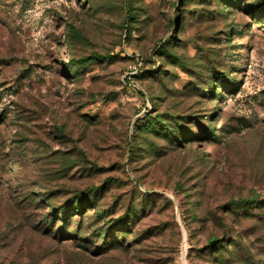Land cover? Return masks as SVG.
Here are the masks:
<instances>
[{
    "label": "rangeland",
    "instance_id": "374dc122",
    "mask_svg": "<svg viewBox=\"0 0 264 264\" xmlns=\"http://www.w3.org/2000/svg\"><path fill=\"white\" fill-rule=\"evenodd\" d=\"M226 5L0 0V264H264V7ZM147 113L198 137L137 133ZM91 186L93 217L68 228L85 241L48 230ZM133 205L130 233L97 250L94 228Z\"/></svg>",
    "mask_w": 264,
    "mask_h": 264
},
{
    "label": "trees",
    "instance_id": "16d2710c",
    "mask_svg": "<svg viewBox=\"0 0 264 264\" xmlns=\"http://www.w3.org/2000/svg\"><path fill=\"white\" fill-rule=\"evenodd\" d=\"M208 1V0H205ZM243 0H223V2L227 3L225 7H228L229 5H235L240 4ZM259 4L264 7V0H258ZM232 3V4H231ZM261 11H264V8H262ZM76 31V30H74ZM75 34L74 32H72ZM76 35L79 37L80 33L79 31H76ZM71 36V35H70ZM81 36V35H80ZM171 41L166 40L164 44H162L158 51L159 53H167L168 55H172L169 53V48L167 47L170 44ZM103 59L100 54L93 53L90 56H83L79 60H76L74 58H71L70 61H72V65L70 67H74V69H70L75 74H80L90 63L94 62L98 59ZM68 66V65H67ZM220 79H227L225 76L226 74L220 72ZM142 77L146 76L144 72H141ZM148 76V75H147ZM224 81V80H223ZM206 118V116H205ZM198 125H200V122L196 121ZM202 126V125H201ZM137 133H154V134H161L170 141L179 140V138L182 136L183 138H189L188 140H194L197 136V133H195L194 130L191 128L184 127L181 122L174 121L172 124H168L166 121H164L160 116L154 117L152 114L147 113L145 114V117L139 121L135 126ZM181 135V136H180ZM180 136V137H179ZM205 136L208 137L211 141H217L220 139V136L215 132L213 129H207L205 127ZM99 188H96L94 186L86 188L84 191H80L77 193L73 198L67 200L64 204L58 207L52 208L51 212L48 214L46 218V224L48 230L50 229H57L58 234L61 233V235L70 234V235H77L76 238L83 239V237H79L80 235H84V232H86L85 229L82 228H76L73 233H69V226L73 222H79L80 225H84V222L87 218L93 217L91 212H88V210L91 208H95L98 205V193ZM151 198L150 200L152 203H154V199L156 198V195L151 194L149 195ZM162 198V197H161ZM167 204L171 205L172 201L169 199L165 200ZM257 200L251 199L247 201V203H252L253 205L257 204ZM137 205H133L132 208H129L126 210L125 216H122L118 221L120 224L118 226H113L110 224V222L107 220L105 222L106 225H99L96 228H94V231L92 232L93 235L96 236L95 239L100 243V245L97 246V250H103L106 251L110 249L113 245L116 243V239L114 237L115 231H119L121 233L127 234L130 233L131 227L135 226L136 220L131 221L130 218L135 219L136 213L138 212L136 209ZM234 210L238 209V206H234ZM97 217L100 219L101 217H104V212H96ZM131 215V216H130ZM118 234V233H117ZM123 234V235H124ZM121 236V235H120ZM66 239V238H65ZM99 239H102L101 241ZM85 241V240H84ZM209 244L213 247H218V250L216 251V254L220 256V252L224 248L223 240L221 238H211L209 239ZM84 249H89V246L84 245ZM91 249V248H90Z\"/></svg>",
    "mask_w": 264,
    "mask_h": 264
}]
</instances>
